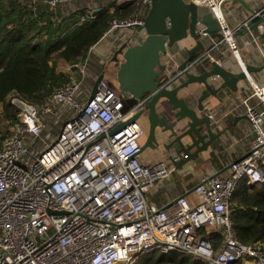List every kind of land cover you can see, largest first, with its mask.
Returning <instances> with one entry per match:
<instances>
[{
  "label": "built area",
  "instance_id": "obj_1",
  "mask_svg": "<svg viewBox=\"0 0 264 264\" xmlns=\"http://www.w3.org/2000/svg\"><path fill=\"white\" fill-rule=\"evenodd\" d=\"M42 1L55 9L73 0ZM223 1L205 3L221 16ZM259 18L264 21V6L252 20ZM92 19L87 15L80 23ZM144 24L138 12L113 20L108 33ZM73 68L79 79L56 89L40 107L17 94L9 99L19 123L0 148V264H137L152 252H177L204 264H264L261 243L235 238L230 207L242 182L264 183V85L251 84L259 105L244 103L254 132L249 154L227 175L203 177L192 201L181 195L157 205L151 195L175 166L142 163L139 124L112 134L149 97L124 111V98L103 79L90 102L85 65ZM216 237L222 238L218 247Z\"/></svg>",
  "mask_w": 264,
  "mask_h": 264
},
{
  "label": "water",
  "instance_id": "obj_2",
  "mask_svg": "<svg viewBox=\"0 0 264 264\" xmlns=\"http://www.w3.org/2000/svg\"><path fill=\"white\" fill-rule=\"evenodd\" d=\"M236 1L249 10L246 0ZM130 2L133 1L125 4ZM258 20L254 27L264 25L262 19ZM143 29L146 36L142 43L134 46L126 43L116 52L113 62L119 63L117 85L111 81L109 84L124 98V111L149 97L141 112L148 113L150 123L149 138L142 151L164 144L176 169L182 170L192 162L201 164L204 161L201 155L222 135L213 132L206 103L212 98L224 103L219 96L222 91L237 93L240 81L249 80L253 73L264 68L247 66L233 72L219 61H207L211 49L204 46L205 36L227 34V28L222 15L217 16L205 0H152ZM188 38L195 41V46L185 48L187 59L173 76L164 75L170 67L168 62H163L164 57L177 43ZM120 55L123 62L118 59ZM183 76L186 80L173 86ZM103 79L102 75L95 83L90 102ZM139 115L119 124L112 134L136 123ZM177 158L180 160L175 162Z\"/></svg>",
  "mask_w": 264,
  "mask_h": 264
},
{
  "label": "trees",
  "instance_id": "obj_3",
  "mask_svg": "<svg viewBox=\"0 0 264 264\" xmlns=\"http://www.w3.org/2000/svg\"><path fill=\"white\" fill-rule=\"evenodd\" d=\"M139 2L111 7L95 13L81 24L85 11L62 15L42 0H0V148L18 125V112L10 104L12 94L42 106L53 92L72 83L73 75L61 71V62L73 71L84 64L90 49L108 32L110 23L134 17ZM233 234L243 244L264 247V183L242 182L231 201ZM222 238H214L218 247ZM137 264H204L173 252L139 258Z\"/></svg>",
  "mask_w": 264,
  "mask_h": 264
},
{
  "label": "crops",
  "instance_id": "obj_4",
  "mask_svg": "<svg viewBox=\"0 0 264 264\" xmlns=\"http://www.w3.org/2000/svg\"><path fill=\"white\" fill-rule=\"evenodd\" d=\"M249 10L243 7L236 0H225L221 3V15L224 24L229 31L228 34L217 32L205 36L203 43L211 53L208 62L216 60L224 67L233 72H240L247 66L264 68V25L254 27L258 19L252 20L253 15L264 6V0H246ZM124 0H73L71 5L59 6L62 15L71 12L85 11L84 16H94L100 10L111 7L113 12L116 5L122 6ZM69 5V6H68ZM150 7L141 5L139 12L146 17ZM146 34L144 29L120 28L107 32L105 36L94 45L88 54L85 65L86 77L88 80L97 82L100 76H104L108 82L117 80L119 63L113 62L116 52L124 44L134 46L142 43ZM131 39V40H130ZM195 46V41L188 38L176 44L174 49L164 57L163 62L169 63L170 67L164 73L166 76H173L177 67L187 59L185 48ZM123 62V57L118 56ZM82 65V64H81ZM71 68V67H70ZM200 74V72L196 73ZM186 80L183 76L176 84ZM252 83L259 86L264 85V69L255 72L249 80L238 83V92L232 93L228 89L219 95L224 103L210 99L206 103L208 115L212 122L213 132L222 135L215 141L206 153H203V162L190 163L182 170L176 169L170 176L160 181L157 189L151 195V202L162 205L165 202L178 196H187L193 200V190L205 176L227 175L230 165L245 158L251 148L254 132L246 117L244 103L251 101L259 105V101L253 97ZM197 87V86H196ZM264 111V106H261ZM140 159L144 164L172 163L169 159V152L162 153L159 149L148 150L141 154Z\"/></svg>",
  "mask_w": 264,
  "mask_h": 264
},
{
  "label": "flooded vegetation",
  "instance_id": "obj_5",
  "mask_svg": "<svg viewBox=\"0 0 264 264\" xmlns=\"http://www.w3.org/2000/svg\"><path fill=\"white\" fill-rule=\"evenodd\" d=\"M113 84L117 85V80L113 79ZM143 110H144V107L139 112H137L134 115V116H136L137 114H140L138 119H137V121H136V123L139 124V126H140V128L142 130L141 131V135L139 137V141H140V144H141V152H142L141 154H143L144 152H147L148 150H157V149H159L162 153H168V151L165 149V145L164 144L156 146L155 148H148L147 150L142 151V147L147 142V140L149 138V132H150V123H149V120H148V113L147 112L141 113ZM157 133H159L158 130H157Z\"/></svg>",
  "mask_w": 264,
  "mask_h": 264
},
{
  "label": "rangeland",
  "instance_id": "obj_6",
  "mask_svg": "<svg viewBox=\"0 0 264 264\" xmlns=\"http://www.w3.org/2000/svg\"><path fill=\"white\" fill-rule=\"evenodd\" d=\"M71 5V3L69 4ZM68 5V6H69ZM59 68L61 71H64V72H68V73H71L73 75V79H79V73L77 71H73V69H71L68 65H66L65 63L61 62L60 65H59ZM94 82L93 81H90V80H86V82L84 83V89H85V94L88 92L91 91V89L94 88ZM126 106H127V103H126ZM127 111V110H126ZM65 122V118L60 120L57 125L54 127L53 129V133L55 134V136L58 134V132H60V128L61 126L64 124Z\"/></svg>",
  "mask_w": 264,
  "mask_h": 264
},
{
  "label": "bare ground",
  "instance_id": "obj_7",
  "mask_svg": "<svg viewBox=\"0 0 264 264\" xmlns=\"http://www.w3.org/2000/svg\"><path fill=\"white\" fill-rule=\"evenodd\" d=\"M228 33V32H227Z\"/></svg>",
  "mask_w": 264,
  "mask_h": 264
}]
</instances>
